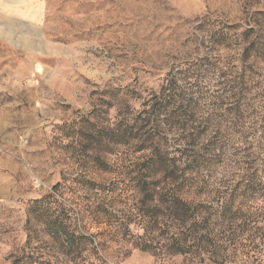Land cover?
<instances>
[{
	"label": "rangeland",
	"instance_id": "374dc122",
	"mask_svg": "<svg viewBox=\"0 0 264 264\" xmlns=\"http://www.w3.org/2000/svg\"><path fill=\"white\" fill-rule=\"evenodd\" d=\"M39 3L18 24L16 40L0 46V264L20 257L19 264L96 263L91 247L77 258L66 254L60 232L102 233L97 253L106 264H161L103 234L110 230L103 210L128 211L136 202V156L91 136L114 130L120 102L139 108L171 64L204 59L209 26L218 31L224 23L234 26V38L250 29L259 47L253 94L257 134L264 135V0ZM218 49L210 59L235 57ZM246 260L239 255L229 264Z\"/></svg>",
	"mask_w": 264,
	"mask_h": 264
},
{
	"label": "trees",
	"instance_id": "16d2710c",
	"mask_svg": "<svg viewBox=\"0 0 264 264\" xmlns=\"http://www.w3.org/2000/svg\"><path fill=\"white\" fill-rule=\"evenodd\" d=\"M210 28L202 39L204 59L171 64L149 99L137 109L120 102L114 130L91 136L93 142L104 138L129 147L136 156V202L128 211L111 205L103 210L110 226L103 234L161 264L172 258L229 264L239 255L244 264H262L264 135L257 134L253 94L259 47L250 29L234 38L227 23ZM218 48L235 57L210 59ZM100 167L110 169L106 161ZM60 233L66 254L77 258L91 247L95 264H106L97 253L105 247L96 238L102 233Z\"/></svg>",
	"mask_w": 264,
	"mask_h": 264
},
{
	"label": "crops",
	"instance_id": "0c3cea01",
	"mask_svg": "<svg viewBox=\"0 0 264 264\" xmlns=\"http://www.w3.org/2000/svg\"><path fill=\"white\" fill-rule=\"evenodd\" d=\"M41 9L39 0H0V46L14 42L18 24Z\"/></svg>",
	"mask_w": 264,
	"mask_h": 264
}]
</instances>
